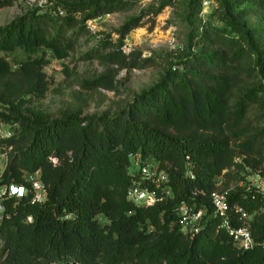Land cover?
<instances>
[{"label":"trees","instance_id":"obj_1","mask_svg":"<svg viewBox=\"0 0 264 264\" xmlns=\"http://www.w3.org/2000/svg\"><path fill=\"white\" fill-rule=\"evenodd\" d=\"M13 1L0 0V8ZM220 1L222 26L204 22L200 33L189 36L206 47L179 55L156 84L113 114L64 111L52 117L25 104L28 96H42L47 89L41 71L46 51L66 58L86 20L124 9L128 0L60 3L61 14L57 3H34L0 26V52L26 55L16 70L0 56V118L13 126L0 142L11 147L0 184H25V174L40 171L47 190L43 203L31 193L3 200L0 264H264L259 245L264 213L253 215L258 245L248 251L238 250L211 217L210 194L223 170L230 169L231 141L260 159L264 146V126L251 132L246 120L253 105L264 116V27H249L232 0ZM253 2L264 18V0ZM133 27L136 19L123 25L116 44L105 40L109 51L98 57L137 66V59L121 50L122 37ZM254 75L262 81L248 85ZM108 82L103 76L91 86ZM137 153L168 173L172 196L149 207L128 199L130 156ZM224 176L229 181L233 173ZM238 180L227 199L253 213L264 205V196ZM181 201L207 212L192 238L180 230Z\"/></svg>","mask_w":264,"mask_h":264},{"label":"rangeland","instance_id":"obj_2","mask_svg":"<svg viewBox=\"0 0 264 264\" xmlns=\"http://www.w3.org/2000/svg\"><path fill=\"white\" fill-rule=\"evenodd\" d=\"M75 1L90 0H14L12 5L0 8V26L9 24L34 3L51 7L57 3L56 11L61 14L63 8L60 3ZM128 1L124 9L86 20L85 32L76 35L75 48L66 58L58 59L50 50L46 51L47 62L41 71L45 74L47 89L42 96H28L25 107L52 117L64 111H80L84 116L116 113L129 105L136 95L156 84L179 55L206 47L189 38L191 33L201 32L200 26L204 22L222 26L219 20V14L223 12L220 0ZM232 1L235 12L242 13L241 19L249 27H264L263 15L255 12L254 0ZM133 19H136V27L122 37L121 50L125 55L136 58L138 65L120 67L100 59L97 54L109 51L103 42L116 44L121 37L120 29ZM0 56L10 63L12 70L18 69V62L26 59L21 50L0 52ZM103 76L110 80L106 86H91L92 81ZM261 81L254 75L247 84ZM244 86L234 90L236 96ZM246 120L251 132L264 126V116L256 105L251 106ZM12 129L11 123L0 118L1 137L12 134ZM236 145V141H231L234 155L230 169L225 171H232L233 178L229 181L223 179L227 187L234 186L239 176L247 180L257 170L264 171V146L260 159L257 154L242 152ZM237 157L241 159L242 167L236 165L239 164L235 161ZM192 227L180 223L181 232L190 238L194 235Z\"/></svg>","mask_w":264,"mask_h":264},{"label":"built area","instance_id":"obj_3","mask_svg":"<svg viewBox=\"0 0 264 264\" xmlns=\"http://www.w3.org/2000/svg\"><path fill=\"white\" fill-rule=\"evenodd\" d=\"M11 136L10 133L0 136V142ZM4 152L0 154V169L6 167L8 151L11 147L2 146ZM131 164L128 173L131 177V184L128 188V199L136 205L149 207L172 196L171 185L169 184L168 173L159 168L157 163L151 159L142 158L137 153L130 156ZM55 162V160L53 159ZM236 163L242 162L239 157ZM240 164V163H239ZM226 171L217 178L215 189L210 194L211 217L215 221L216 229L224 230L231 238L233 244L240 251H248L258 244L251 232V221L256 213H264V205L253 213H248L246 209L236 203H230L227 199L228 192L235 187H227L223 184ZM191 174V173H190ZM226 181V179H225ZM25 184H0V225L3 221L4 207L3 200L10 197L20 198L31 193L32 198L37 203H43L47 197V190L41 181L40 171L25 174ZM240 185H245L247 190L256 191L264 196V171L257 170L247 180L240 181ZM199 193L194 191L193 194ZM201 193H204L201 191ZM179 222L183 225H192L194 234L201 229L205 222L206 209L197 208L195 203L181 201L177 206ZM31 218L28 217V221ZM192 232V233H193ZM264 249V243L259 244Z\"/></svg>","mask_w":264,"mask_h":264}]
</instances>
